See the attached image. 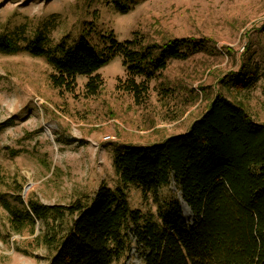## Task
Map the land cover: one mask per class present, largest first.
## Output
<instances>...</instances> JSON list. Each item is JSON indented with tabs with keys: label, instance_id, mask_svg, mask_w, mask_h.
Segmentation results:
<instances>
[{
	"label": "rangeland",
	"instance_id": "rangeland-1",
	"mask_svg": "<svg viewBox=\"0 0 264 264\" xmlns=\"http://www.w3.org/2000/svg\"><path fill=\"white\" fill-rule=\"evenodd\" d=\"M15 29L24 36L21 47L0 52V264H47L51 255L37 239L41 222L14 232L2 200L13 203L20 194L25 201L30 194L52 205L92 196L114 176L115 148L185 131L215 95L241 101L253 119L264 121V0H0V31ZM40 31L48 43L86 34L101 46L112 32L142 46L187 37L204 40L205 48L167 59L153 78L136 77L148 87L135 100L119 55L98 69L102 83L95 93L86 91L82 74L71 90L54 87L45 57L23 49ZM242 64L257 72L256 80L246 88L226 84ZM172 196L183 200L173 183L156 200L128 190L130 207L141 210ZM181 211L191 225L190 209ZM115 264H141L135 245Z\"/></svg>",
	"mask_w": 264,
	"mask_h": 264
},
{
	"label": "trees",
	"instance_id": "trees-1",
	"mask_svg": "<svg viewBox=\"0 0 264 264\" xmlns=\"http://www.w3.org/2000/svg\"><path fill=\"white\" fill-rule=\"evenodd\" d=\"M19 33L1 30L0 52H16L24 40ZM108 39L97 46L81 34L72 42L63 37L48 43L40 31L23 49L45 57L54 87L71 90L82 74L89 93L102 83L98 69L119 55L128 73L125 87L138 100L148 86L136 77L153 78L167 59L205 48L204 40L187 37L144 46L112 32ZM256 73L242 64L226 84L246 88ZM111 165L110 184L68 204H45L30 194L25 201L20 194L13 203L2 200L10 228L21 232L39 220L37 239L51 254L47 264H115L133 244L141 264H264V121L253 119L241 101L215 95L185 131L115 148ZM170 183L192 212L191 225L173 196L156 201L154 210L130 207L129 188L156 200Z\"/></svg>",
	"mask_w": 264,
	"mask_h": 264
},
{
	"label": "bare ground",
	"instance_id": "bare-ground-1",
	"mask_svg": "<svg viewBox=\"0 0 264 264\" xmlns=\"http://www.w3.org/2000/svg\"><path fill=\"white\" fill-rule=\"evenodd\" d=\"M45 130H46V132H48V133L51 134V129L49 128L48 125L45 126ZM180 202H181V208H182V210L183 209H189L188 206H187V204L183 200H181Z\"/></svg>",
	"mask_w": 264,
	"mask_h": 264
}]
</instances>
